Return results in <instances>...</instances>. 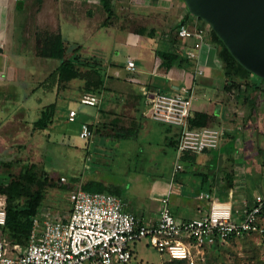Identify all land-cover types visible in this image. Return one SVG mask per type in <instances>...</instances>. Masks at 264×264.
Here are the masks:
<instances>
[{"label": "crops", "instance_id": "crops-1", "mask_svg": "<svg viewBox=\"0 0 264 264\" xmlns=\"http://www.w3.org/2000/svg\"><path fill=\"white\" fill-rule=\"evenodd\" d=\"M111 3L115 4L113 16L106 21L101 0H0V103L9 98L17 108H37L36 113L54 106L42 130H30L37 119L26 118V114L11 117L6 123L9 135L25 127L28 135L46 130L48 137L63 122L76 124L79 134L80 125L89 123L94 136H99L98 147L93 148L100 157L97 161L112 165L87 168L75 164V189L88 181L99 182L113 194L118 192L124 210L145 224L157 221L164 197L177 221L199 217L212 207L241 217L256 194L264 195V91L256 102L226 90L229 77L210 26L192 15L186 5L181 7L178 0ZM60 11L66 15L71 12L72 21L87 28L85 32L92 38L82 43L66 39L58 20ZM94 13L102 18L91 23ZM182 19L206 27L203 43L193 58L184 54L192 49L193 40L176 35ZM39 29L60 32L66 43L80 45L78 60L93 67L84 65L81 70L97 71L102 82L95 91L100 97L98 106L79 104V96L86 90L84 77L59 82L54 71L61 60L37 55ZM163 53L169 57H162ZM128 59L134 61V69L127 67ZM260 84L264 87L263 82ZM183 86L193 94L191 114L206 113L210 126L227 130L216 149L199 154L184 152L178 158L180 128L151 119L148 111L153 93L172 94ZM35 92L38 99L26 102ZM42 97L50 102L42 103ZM59 103L63 112L56 115ZM71 109L76 111L73 121L68 120ZM73 130H59L62 143L70 145ZM94 136L90 142L83 141L79 150L77 144L73 147L80 155H88L90 144H95ZM177 159L181 168L174 173ZM134 179L137 181L132 187ZM201 193L209 196L200 199ZM138 242L147 244L145 239L134 243V255Z\"/></svg>", "mask_w": 264, "mask_h": 264}, {"label": "built area", "instance_id": "built-area-1", "mask_svg": "<svg viewBox=\"0 0 264 264\" xmlns=\"http://www.w3.org/2000/svg\"><path fill=\"white\" fill-rule=\"evenodd\" d=\"M176 35L183 40L192 39V49L185 56L196 57V49L203 43L206 27L180 22ZM134 61L127 67L134 69ZM201 73V70H198ZM193 100L192 91L183 86L172 94L155 92L150 98L148 115L151 119L180 128L176 147L177 156L184 152L203 153L219 146L226 127L203 126L191 128L188 118ZM81 105L98 106L100 97L82 93ZM76 111L71 109L68 120L73 121ZM79 137L91 141L94 132L89 123H82ZM181 168L176 161L174 173ZM61 180H65L63 177ZM209 194H200L207 198ZM69 212L65 219L32 221L28 243L20 254L8 252L0 236V264H125L131 259L134 243L145 239L161 255L169 259L188 260L191 246L222 243L246 234H254L262 246L264 261V195L256 194L250 207L235 218L226 211L212 207L199 217L177 221L168 206L167 198L160 199L158 219L145 224L135 214L124 210L117 195L89 192L82 188L68 192ZM6 224V197L0 194V227ZM18 244L14 245L16 248ZM192 264V261H190Z\"/></svg>", "mask_w": 264, "mask_h": 264}, {"label": "rangeland", "instance_id": "rangeland-1", "mask_svg": "<svg viewBox=\"0 0 264 264\" xmlns=\"http://www.w3.org/2000/svg\"><path fill=\"white\" fill-rule=\"evenodd\" d=\"M40 3L39 1H37ZM181 7L185 8V3L182 0H178ZM32 4V1H31ZM113 4V3H112ZM115 4H113L114 7ZM31 9V5L28 4ZM60 9V7H57ZM61 12V13H60ZM59 22L63 30V36L70 40L76 42H86L89 40V36L85 30L87 28L77 26L75 21H72L73 15L71 12L60 11ZM69 15V16H68ZM76 17V15H75ZM74 17V18H75ZM101 16L98 13H94L90 18V22H98L101 20ZM82 20V19H80ZM76 24V26H75ZM117 24V23H113ZM69 45H72L69 43ZM242 87L246 79L238 80ZM238 90V89H237ZM26 102H35L38 98V93H31ZM17 101V99H14ZM42 103L50 102V99L46 100L42 97ZM4 104V105H3ZM80 104V103H79ZM81 105V104H80ZM63 104L59 103V107L56 110V115L63 112ZM34 110V112H33ZM37 108H17V105L12 103V99H4L0 103V159L5 161L7 165L3 168L0 167V171L4 173L7 183L12 178H17L20 171L24 166L32 167L37 173L41 174L43 179L41 180V191L43 193V199L41 205L38 209L37 217L43 220H59L65 219L66 214L69 211V201L68 192L75 189L76 182L74 179L75 175V164L82 167L85 165L87 168L89 166H108L112 165L109 162L105 164L101 161L99 156L93 153V148L98 147L99 136L95 134V144H90L89 154L80 155L79 151H76L73 144L79 146L78 150L82 147L83 139H81L75 131L76 124H68L63 122L57 126L59 130L67 129L73 127L71 137L69 138V146L61 142L60 132L58 129L51 131L49 136H46V130L41 134L40 131L28 135L29 129L34 128V124H30L29 129L22 127L14 131L13 135L10 136L11 130L7 128V121L11 117L17 116L19 114H26V118L38 119L41 116V112L36 113ZM57 119V116L55 117ZM55 119V120H56ZM28 126V125H25ZM9 127V126H8ZM3 128V129H2ZM9 129V130H8ZM42 130V129H40ZM33 131V130H32ZM8 134V135H7ZM93 140L92 138L90 139ZM87 141V140H86ZM86 143V142H85ZM47 177V180L45 178ZM65 180H61V178ZM119 180V179H118ZM122 180V179H120ZM131 181L132 187H134V182ZM129 187V184H128ZM36 184H32L30 189L33 191L37 189ZM26 199L19 198L17 203L24 205ZM3 238L6 242V248L8 252H13L20 254L24 247L18 246L14 248L15 243L12 242L8 234H4ZM137 255L129 260L125 264H164V261H170L167 255H161L155 248L147 244H142L138 242L136 244ZM264 264L262 256V246L259 238L254 234H246L237 238L230 239L222 243H215L212 245H202V246H191L190 247V257L188 260H184V264ZM121 264V263H114Z\"/></svg>", "mask_w": 264, "mask_h": 264}, {"label": "trees", "instance_id": "trees-1", "mask_svg": "<svg viewBox=\"0 0 264 264\" xmlns=\"http://www.w3.org/2000/svg\"><path fill=\"white\" fill-rule=\"evenodd\" d=\"M37 1L40 2V0ZM101 3L107 13L106 21H108L113 16V4L111 3V0H101ZM185 21V19L181 20V22ZM211 33L215 42H217L221 47L218 54L224 63V73L229 77L225 85L226 90L236 91L240 97L243 96L244 100L251 98V100H255L257 102L264 91V87L260 84L261 82L264 83V78L254 75L252 72L243 67L232 56L223 41L212 29ZM79 48L80 45H69L66 43L60 32L41 29L37 31V55L40 57H49L61 60V64L56 71H54V76L58 77V81L63 82L76 77H84L86 90H84L83 93L97 94L95 91L100 89L102 82L97 76V71L93 69L84 71L81 70V66L90 65L83 64L78 60L79 56L77 51ZM161 56L164 58L169 57L167 53H163ZM175 56L176 55L173 57ZM167 66H165V69L168 68ZM90 68L93 67L90 66ZM250 77L257 78L261 82L255 81L256 79L251 80ZM241 79H246L242 89V84L238 81ZM53 108V105H49L43 112H41V116L34 122L35 129H44L47 126L50 117L53 115ZM209 120L210 116L206 113H190L188 125L191 128L210 126ZM5 165H7V163L0 159V167L3 168ZM42 179L43 177L41 174L37 173L31 166L28 167L27 165L20 171L17 178L10 179L8 183L4 173L0 171V194L6 197V224L0 227V236L8 234L13 243L19 244L22 247H26L28 243L29 235L32 230L33 218L37 215L43 199V193L41 191ZM45 180H47V177ZM32 184H36L38 188L32 191L30 189ZM81 188L89 192H108L113 194L101 183L96 181H88L82 185ZM116 194L118 195V192ZM19 198L26 199L24 205L17 203ZM147 245L149 244L147 243ZM133 255L134 251L131 249V258ZM164 262V264L185 263L184 260L177 259Z\"/></svg>", "mask_w": 264, "mask_h": 264}, {"label": "water", "instance_id": "water-1", "mask_svg": "<svg viewBox=\"0 0 264 264\" xmlns=\"http://www.w3.org/2000/svg\"><path fill=\"white\" fill-rule=\"evenodd\" d=\"M205 21L232 56L264 78V0H182Z\"/></svg>", "mask_w": 264, "mask_h": 264}]
</instances>
